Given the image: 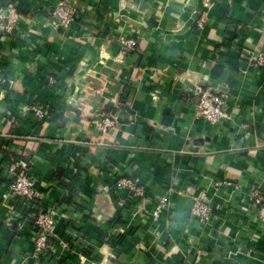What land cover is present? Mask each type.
<instances>
[{
	"label": "crops",
	"instance_id": "0c3cea01",
	"mask_svg": "<svg viewBox=\"0 0 264 264\" xmlns=\"http://www.w3.org/2000/svg\"><path fill=\"white\" fill-rule=\"evenodd\" d=\"M60 1L0 0L21 16L0 32V264H264L247 212L254 190L264 199V67L248 54H264V0H71L67 29L48 17ZM198 84L225 97L224 123L195 116ZM104 112L108 133L92 125ZM17 159L57 212L47 256L2 197ZM121 176L145 197L117 189ZM197 200L210 223L191 216Z\"/></svg>",
	"mask_w": 264,
	"mask_h": 264
},
{
	"label": "built area",
	"instance_id": "2783aa9c",
	"mask_svg": "<svg viewBox=\"0 0 264 264\" xmlns=\"http://www.w3.org/2000/svg\"><path fill=\"white\" fill-rule=\"evenodd\" d=\"M79 8L71 0H62L48 11V17L54 24L57 23L62 28H69L78 19ZM0 32L4 35H13L16 31L17 24L21 19L16 5L8 4L6 15L0 13ZM208 23L207 15L201 13L196 19V28L203 31ZM129 49H135L136 43L132 40L125 42ZM250 61L255 62L256 66L264 67V54H251ZM51 83L55 82L52 77L49 79ZM193 94L197 97L195 103V116L206 120L211 124H222L229 119L228 114L224 110L226 99L211 87L196 85ZM38 119H47L48 113L41 107H31ZM117 120L109 113H101L92 120V125L102 133H108L117 127ZM3 153V151L1 152ZM10 183L8 191L2 195L3 199H13L9 205L12 213L19 218V227L23 230L26 238L33 244L35 252L38 256L49 255L52 247L55 245L57 238V212L53 209H40L37 214H33V209L39 205L35 183L29 176V162L25 159H17L9 168ZM117 189H124L128 192L130 198H144L146 195V187L141 184L133 176H121L116 181ZM168 196L160 197L157 207L153 212V216L157 219L160 214L167 210ZM249 215H253L260 226L264 228V199L262 191L256 189L250 196ZM191 216L197 218L203 223H210L213 218L211 207L207 204L196 201L191 210Z\"/></svg>",
	"mask_w": 264,
	"mask_h": 264
},
{
	"label": "trees",
	"instance_id": "16d2710c",
	"mask_svg": "<svg viewBox=\"0 0 264 264\" xmlns=\"http://www.w3.org/2000/svg\"><path fill=\"white\" fill-rule=\"evenodd\" d=\"M15 5H16V4H15ZM0 8H1V12L6 11V9H7L6 6H2V7H0ZM16 8H17V10H18V9L20 10V6L16 5ZM19 10H18V11H19ZM39 210H40L39 205H37L36 208L33 209V212H34L33 214H37V213L39 212Z\"/></svg>",
	"mask_w": 264,
	"mask_h": 264
}]
</instances>
